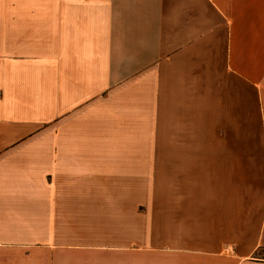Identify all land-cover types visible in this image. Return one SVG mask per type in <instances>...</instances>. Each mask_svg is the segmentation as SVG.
<instances>
[{"label": "crops", "instance_id": "1", "mask_svg": "<svg viewBox=\"0 0 264 264\" xmlns=\"http://www.w3.org/2000/svg\"><path fill=\"white\" fill-rule=\"evenodd\" d=\"M0 264H264V0H0Z\"/></svg>", "mask_w": 264, "mask_h": 264}, {"label": "rangeland", "instance_id": "2", "mask_svg": "<svg viewBox=\"0 0 264 264\" xmlns=\"http://www.w3.org/2000/svg\"><path fill=\"white\" fill-rule=\"evenodd\" d=\"M114 210V209H113ZM115 214V213H114Z\"/></svg>", "mask_w": 264, "mask_h": 264}]
</instances>
